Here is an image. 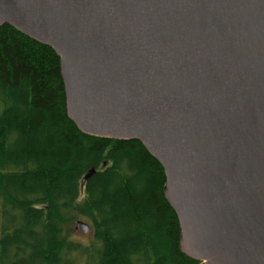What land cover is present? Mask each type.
Wrapping results in <instances>:
<instances>
[{"label": "water", "instance_id": "obj_1", "mask_svg": "<svg viewBox=\"0 0 264 264\" xmlns=\"http://www.w3.org/2000/svg\"><path fill=\"white\" fill-rule=\"evenodd\" d=\"M4 23L59 56L79 131L159 162L183 254L264 264V0H0Z\"/></svg>", "mask_w": 264, "mask_h": 264}, {"label": "trees", "instance_id": "obj_2", "mask_svg": "<svg viewBox=\"0 0 264 264\" xmlns=\"http://www.w3.org/2000/svg\"><path fill=\"white\" fill-rule=\"evenodd\" d=\"M164 182L137 139L79 131L59 56L0 25V264H197L178 248ZM79 218L86 242L71 237Z\"/></svg>", "mask_w": 264, "mask_h": 264}, {"label": "rangeland", "instance_id": "obj_3", "mask_svg": "<svg viewBox=\"0 0 264 264\" xmlns=\"http://www.w3.org/2000/svg\"><path fill=\"white\" fill-rule=\"evenodd\" d=\"M78 220H82L84 221L83 219H78ZM75 222H72L71 224H69V228L71 230V237L72 239L76 240V241H79V242H86V240L88 239L89 237V233L85 234V235H81V234H78L75 230H74V226H75Z\"/></svg>", "mask_w": 264, "mask_h": 264}]
</instances>
